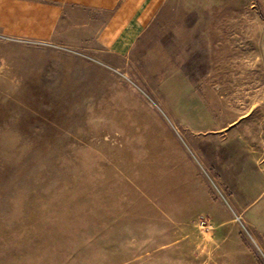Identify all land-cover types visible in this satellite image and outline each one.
Wrapping results in <instances>:
<instances>
[{"label": "rangeland", "instance_id": "1", "mask_svg": "<svg viewBox=\"0 0 264 264\" xmlns=\"http://www.w3.org/2000/svg\"><path fill=\"white\" fill-rule=\"evenodd\" d=\"M0 264H264V0H166L119 68L0 33Z\"/></svg>", "mask_w": 264, "mask_h": 264}, {"label": "crops", "instance_id": "2", "mask_svg": "<svg viewBox=\"0 0 264 264\" xmlns=\"http://www.w3.org/2000/svg\"><path fill=\"white\" fill-rule=\"evenodd\" d=\"M165 1L0 0V33L86 49L94 46L119 68ZM224 244L218 238L215 252Z\"/></svg>", "mask_w": 264, "mask_h": 264}]
</instances>
